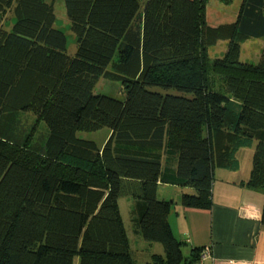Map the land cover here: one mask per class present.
Returning <instances> with one entry per match:
<instances>
[{"label": "trees", "instance_id": "16d2710c", "mask_svg": "<svg viewBox=\"0 0 264 264\" xmlns=\"http://www.w3.org/2000/svg\"><path fill=\"white\" fill-rule=\"evenodd\" d=\"M208 1L64 0L70 55L55 0H0V264H136L125 195L132 231L163 247L147 264H179L174 203L158 185L190 187L181 205L208 209L215 169L236 168L251 142L244 185L264 194V44L257 61L240 58L244 41L264 39V0H241L216 27ZM218 40L225 50L211 57ZM101 77L121 83L122 100L94 92ZM22 113L34 124L11 130ZM104 127L101 144L77 136Z\"/></svg>", "mask_w": 264, "mask_h": 264}, {"label": "crops", "instance_id": "0c3cea01", "mask_svg": "<svg viewBox=\"0 0 264 264\" xmlns=\"http://www.w3.org/2000/svg\"><path fill=\"white\" fill-rule=\"evenodd\" d=\"M247 146L250 147L247 158L242 150L245 146L235 152L236 168L215 169L210 208H185L179 200L173 202L167 219L185 256L179 264H191L194 248L201 250L192 260L193 264H264V224L261 221L264 194L244 185L249 176L254 142ZM162 185L177 188L179 193L193 191L190 187L159 184L158 197ZM159 198L173 201V198ZM131 233L130 248L143 245L148 252L146 261H134L136 264H147L153 253H163L158 242H147L132 229Z\"/></svg>", "mask_w": 264, "mask_h": 264}, {"label": "rangeland", "instance_id": "374dc122", "mask_svg": "<svg viewBox=\"0 0 264 264\" xmlns=\"http://www.w3.org/2000/svg\"><path fill=\"white\" fill-rule=\"evenodd\" d=\"M241 0H232L230 3H224L220 0H209L206 6V21L209 26L216 27L218 25L227 24L233 22L235 20L239 5ZM54 13L56 17L55 27L60 29L66 36V47L67 52L70 55H73L76 50V37L70 30V22L66 16L64 0H55L54 2ZM13 14H10V10H8L3 18L1 27L7 30H10L11 25L13 23ZM264 39L263 38H250L244 41L241 45V55L240 58L242 61L255 62L257 61L261 48L263 47ZM226 47V41L218 40L214 44L208 47V54L211 57L220 56ZM95 93H102L119 100H122L124 97V90L119 81L110 80L107 78L101 77L99 79L98 84L94 90ZM10 121L11 130H15L18 132L20 130L24 133V131L28 130L32 123L34 124L33 118L26 113L16 114L11 119L7 118ZM9 123V122H8ZM6 123V125L8 124ZM44 125V123L42 122ZM35 134L34 140L32 143H35V140H39L41 138V132L43 131V127L40 124L35 123ZM108 134V128H101L96 131H78L77 136L85 139H91L96 141L98 144L103 143L104 139ZM247 148L249 146H245L242 150H245L246 158L250 152ZM249 161V159H248ZM177 188H170L161 186L160 187V196L173 198L174 201H180V195ZM159 196V197H160ZM134 200L128 196H122L118 199V207L121 219L124 224V228L126 234L130 239L133 238V234L131 233V216L130 210L132 208ZM139 241H137L138 243ZM160 246L161 243H156ZM143 245H135L131 248V255L135 262L143 263L146 261V257L148 252L142 247ZM148 259V258H147Z\"/></svg>", "mask_w": 264, "mask_h": 264}]
</instances>
